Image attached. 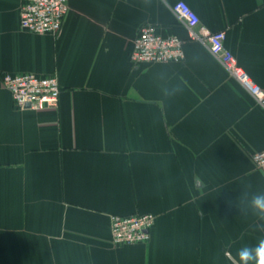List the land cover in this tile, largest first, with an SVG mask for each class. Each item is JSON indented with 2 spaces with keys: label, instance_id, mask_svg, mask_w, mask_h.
Returning a JSON list of instances; mask_svg holds the SVG:
<instances>
[{
  "label": "crops",
  "instance_id": "obj_1",
  "mask_svg": "<svg viewBox=\"0 0 264 264\" xmlns=\"http://www.w3.org/2000/svg\"><path fill=\"white\" fill-rule=\"evenodd\" d=\"M177 1L69 0L52 35L0 0V264H236L225 257L264 238L249 206L264 108ZM184 1L264 88V0ZM147 26L182 38L184 60L133 64ZM7 72L56 76L59 105L17 107ZM149 212V241L114 244L112 214Z\"/></svg>",
  "mask_w": 264,
  "mask_h": 264
},
{
  "label": "built area",
  "instance_id": "obj_2",
  "mask_svg": "<svg viewBox=\"0 0 264 264\" xmlns=\"http://www.w3.org/2000/svg\"><path fill=\"white\" fill-rule=\"evenodd\" d=\"M69 0H22L21 27L39 34L56 35L63 26L70 10ZM174 12L186 20L190 36L205 43L227 71L234 76L247 92L264 108V88L237 62L226 45V30L211 31L200 24L198 14L184 0L173 4ZM184 40L177 35L164 36L153 27L141 30L134 40L130 53L133 64L180 62L185 58ZM3 85L11 92L17 107L45 110L59 105L61 86L56 76L35 73H4ZM256 166L264 172V149L253 154ZM156 216L153 213L112 214L110 226L115 245L145 243L151 238Z\"/></svg>",
  "mask_w": 264,
  "mask_h": 264
},
{
  "label": "clouds",
  "instance_id": "obj_3",
  "mask_svg": "<svg viewBox=\"0 0 264 264\" xmlns=\"http://www.w3.org/2000/svg\"><path fill=\"white\" fill-rule=\"evenodd\" d=\"M249 206L253 213L264 221V193H258L251 197ZM259 230L264 231V224L257 226ZM236 261V264H264V238H261L252 245H244L236 250L235 256H226Z\"/></svg>",
  "mask_w": 264,
  "mask_h": 264
},
{
  "label": "water",
  "instance_id": "obj_4",
  "mask_svg": "<svg viewBox=\"0 0 264 264\" xmlns=\"http://www.w3.org/2000/svg\"><path fill=\"white\" fill-rule=\"evenodd\" d=\"M29 106H30V104L28 103V104H27V107H29Z\"/></svg>",
  "mask_w": 264,
  "mask_h": 264
}]
</instances>
